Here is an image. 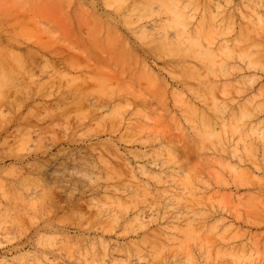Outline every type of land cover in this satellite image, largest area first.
I'll return each instance as SVG.
<instances>
[{
  "label": "rangeland",
  "instance_id": "rangeland-1",
  "mask_svg": "<svg viewBox=\"0 0 264 264\" xmlns=\"http://www.w3.org/2000/svg\"><path fill=\"white\" fill-rule=\"evenodd\" d=\"M160 1L0 0V264H264V0Z\"/></svg>",
  "mask_w": 264,
  "mask_h": 264
},
{
  "label": "bare ground",
  "instance_id": "bare-ground-1",
  "mask_svg": "<svg viewBox=\"0 0 264 264\" xmlns=\"http://www.w3.org/2000/svg\"><path fill=\"white\" fill-rule=\"evenodd\" d=\"M103 1H104V0H103ZM121 1H122V0H121ZM125 1H127V0H125ZM145 1H146V0H145ZM150 1H152V0H147V3L150 4V3H149ZM154 1H155V0H154ZM157 1H160V0H157ZM180 1H181V0H180ZM112 2H114V1H112ZM138 2H140V1H138ZM160 2H161V1H160ZM168 2H169V1H168ZM168 2H167V3H168ZM170 2H171V1H170ZM114 3H115V2H114ZM151 3H152V2H151ZM172 3H174V2L172 1ZM179 3H180V2H178L177 4H179ZM189 3H190V2H189ZM122 4H123V3H122ZM134 4H135V3H134ZM136 4H137V3H136ZM139 4H140V3H139ZM145 4H146V2H145ZM148 4H146L145 6H146V7H149ZM160 4H162V2H161ZM186 4H187V2H186ZM120 5H121V4H120ZM140 5H142V4H140ZM140 5H139V7H140ZM147 5H148V6H147ZM174 5H176V1H175V4H174ZM174 5H173V6H174ZM179 5H180V4H179ZM179 5H178V6H179ZM184 5H185V4H184ZM122 6H123V5H122ZM132 6H134V5H132ZM156 6H157V5H156ZM161 6L163 7V4H162ZM161 6H160V7H161ZM164 6H165V5H164ZM176 6H177V5H176ZM189 6H190V5H189ZM189 6H188V7H189ZM135 7H136V5H135ZM155 8H156V7H155ZM167 8H169V7H167ZM145 9H146V8H145ZM159 9H160V8H159ZM164 9H166V8L164 7ZM187 9H188V8H187ZM135 10H136V9H134L133 11H135ZM167 10H168V9H167ZM174 10H175V9H174ZM184 10H186V9H184ZM184 10H183V11H184ZM142 11H144V8H143ZM142 11H140V12H142ZM150 11H151V8H150V10L148 11V13H150ZM163 11H164V10H163ZM137 12H138V11H137ZM137 12H135V13H137ZM140 12H139V14H141ZM146 12H147V10H146ZM146 12H145V13H146ZM155 12H156V11H155ZM155 12H154V13H155ZM158 12H159V11H158ZM175 12H176V10H175ZM177 12H178V15L180 14V16L183 14L182 10L177 11ZM179 12H180V13H179ZM151 13H152V12H151ZM165 13H167V11H166ZM165 13H164V14H165ZM170 13H171V12H170ZM173 13H174V12H173ZM173 13H171V14H173ZM143 15H144V14H143ZM151 15H152V14H151ZM185 15L187 16L186 12H185ZM185 15H182V17H184ZM134 16H135V15H134ZM176 16H177V15H176ZM180 16H179V17H180ZM138 17H139V16H138ZM140 17H142V16H140ZM179 17H178V18H179ZM143 18H144V17H143ZM172 18H175V16H173ZM178 18H177V19H178ZM184 18H185V17H184ZM187 18L190 19V17H187ZM127 19H128V18H127ZM129 19H130V18H129ZM180 19H181V17H180ZM130 20H131V19H130ZM141 20H142V19H141ZM182 20H183V19H182ZM193 21H194V20H193ZM193 21H192V22H193ZM201 21H202V20H201ZM137 22H138V20H137ZM167 22H168V21H167ZM167 22H166V23H167ZM170 22H171V21H170ZM170 22H169V23H170ZM175 22H176V20H175ZM177 22L180 23L179 21H177ZM183 22H184V21H183ZM203 22H204V20H203ZM122 23H123V22H122ZM181 23H182V22H181ZM193 23H195V22H193ZM123 24H124V23H123ZM134 24H135V23H134ZM173 24L175 25V23H173ZM178 25L181 26L182 24H181V25L178 24ZM188 25H189V24H188ZM160 27H161V26H160ZM188 27H189V26H188ZM142 28H143V27H142ZM168 28H170V27L168 26ZM186 28H187V27H186ZM189 28H190V27H189ZM139 29H140V27H139ZM139 29H138V30H139ZM164 29H165V28H164ZM170 29H171V28H170ZM172 30L174 31V28H172ZM201 30H202V28H201ZM201 30H200V31H201ZM145 31H146V29H145ZM168 31H169V30H168ZM168 31H167V32H168ZM182 31H183V33L185 32V28H184V27H183V30H182ZM197 32H198V31H197ZM173 33H174V32H173ZM206 33H207V32H206ZM151 34H152V32H151ZM160 34H161V33H160ZM189 34H190V33H189ZM191 34H192V33H191ZM198 34H200V33L198 32ZM173 35H174V34H173ZM193 35H194V34H193ZM200 35H201V34H200ZM170 36H171V35H170ZM113 37H114V36H113ZM159 37H160V36H159ZM175 37H176V36H175ZM188 37L190 38V35H189ZM189 38L184 37V36H182L181 34H179L178 37H177V39L174 40V41H171V42H168V41H166V40H162V41H163L164 46H166V47H168V48H171V49H176V48H177V49H179V50H181V51H186V50L190 49L191 45H193V44L195 43V42H194L195 38H194V40H193L192 38H190V39H189ZM146 39H147V38H146ZM149 39H150V38H149ZM149 39H148V40H149ZM140 40H141V39H140ZM199 40H200V38H199ZM138 41H139V38H138ZM155 43H156V42H155ZM150 44H151V42H150ZM152 44H153V43H152ZM158 44H159V42H158ZM194 45H195V44H194ZM194 45H193V46H194ZM199 45H200V43H199ZM124 47H126V45H125ZM164 48H165V47H164ZM254 48H255V47H254ZM113 49H114V48H113ZM148 49H149V48H148ZM150 49H151V48H150ZM195 49H196V47H195ZM205 49H206V48H205ZM259 49H260V48H259ZM203 50H204V49H203ZM207 50H208V49H207ZM167 51H168V50H167ZM167 51L165 50L164 52L167 53ZM209 51H211V50H209ZM155 52H156V51H155ZM170 52H171V51H170ZM200 52H201V51H200ZM157 53H158V52H157ZM172 53H173V52H171V54H172ZM184 53H186V52H184ZM204 53H205V50H204ZM228 53H229V52H228ZM256 53H257V52H256ZM27 54H28V53H27ZM161 54H162V53H161ZM169 54H170V53H169ZM180 54H181V53H180ZM189 55H190V53H189ZM206 55H207V54H206ZM210 55H211V54H210ZM207 56H209V55H207ZM252 56H254V55H252ZM252 56H251V57H252ZM15 57H16V56H15ZM15 57H13V58H15ZM171 57H172V56H171ZM211 57H212V56H211ZM211 57L209 56L210 59H211ZM242 57H243V56H242ZM191 58H192V57H191ZM246 58H247V57H246ZM249 58H250V57H249ZM15 59H16V58H15ZM103 59H104V58H103ZM188 59H190V58H188ZM210 59H209V60H210ZM242 59H243V58H242ZM18 60H19V59H18ZM204 60H205L204 62L206 63V59H204ZM243 60H244V59H243ZM101 61H102V60H101ZM104 61H105V60H104ZM210 61H211V60H210ZM99 62H100V61H99ZM211 62H212V61H211ZM205 63H204V65H205ZM207 63H208V62H207ZM213 64H214V63H213ZM207 66L209 67V64H208ZM207 66H206V67H207ZM210 66H211V65H210ZM215 66H216V65H214V67H215ZM208 67H207V68H208ZM211 67H212V66H211ZM145 70H146V69H145ZM194 70H195V69H194ZM192 71H193V70H192ZM212 71H213V70H212ZM214 71H216V70H214ZM8 73H9V71H8ZM212 73H213V72H212ZM10 74H11V73H10ZM148 74H149V72H148ZM214 74H215V73H214ZM10 76H11V75H10ZM8 80H9V74H7V73L4 71V72L2 73V75H0V85L3 84V83H7V82L9 83L10 80H9V81H8ZM11 83H12V81H11ZM4 87H5V86H4ZM192 87H193V86H192ZM192 87H191V88H192ZM0 89H1V91L3 92L2 87H1ZM192 89H193V88H192ZM190 90H191V89H190ZM1 91H0V92H1ZM1 94H3V93H1ZM1 94H0V95H1ZM0 98H1V97H0ZM185 104L187 105V102H185ZM220 104H221V103H220ZM220 104H219V105H220ZM219 105H218V106H219ZM188 106H189V105H188ZM188 106H186V108H189ZM190 106H193V105L190 104ZM218 106H217V107H218ZM220 107H221V106H220ZM192 109H193V107H192ZM197 109H198V108H197ZM216 109H219V108H216V106H215V110H216ZM238 109H239V108H238ZM242 110H243V109H242ZM187 111H188V109H187ZM187 111H186V113H187ZM243 111H244V110H243ZM245 111H246V110H245ZM249 111H250V110H249ZM249 111H248V112H249ZM190 112H191V111H190ZM233 112H234V111H233ZM240 112H241V111H240ZM191 113H193V112H191ZM194 113H195V112H194ZM194 113L192 114V116H193L192 118H195V119H196V116H198V115L195 116V114H197V113H195V114H194ZM207 113H208V112H207ZM198 114H199V113H198ZM188 116H190V114H188ZM205 117H207V116L205 115ZM205 117H204V118H205ZM202 118H203V117H202ZM204 118H203V119H204ZM190 119H191V117H190ZM203 119H202V120H203ZM206 119H208V118H206ZM241 119H242V118H241ZM191 120H192V119H191ZM196 120H197V119H196ZM199 122H201V121H199ZM203 122H205V121H203ZM203 122H201V123H203ZM194 124H196V122H195ZM241 125H242V124H241ZM241 125H239V127H240ZM245 125H246V123H245ZM245 125H244V126H245ZM200 126H201V125H200ZM202 126H203V125H202ZM204 127H205V126H204ZM204 127H203V128H204ZM247 127H248V126H247ZM208 128H209V130H210L211 127L209 126ZM208 128L205 127L204 129H208ZM241 128H242V127H241ZM244 128H245V127H244ZM253 128H254V127H253ZM253 128H252V126H251V129L254 131V134L256 133V134L258 135V133L255 132V129H253ZM200 130H201V129H200ZM202 130H203V129H202ZM252 130H251V131H252ZM253 131H252V132H253ZM208 132H209V131H208ZM252 132H249V131H248V133H251V134H252ZM204 134H205V133H204ZM204 134H202V135H204ZM207 134L209 135V133H207ZM211 135H212V133H211ZM252 135H253V134H252ZM206 136H207V135H206ZM255 136H256V135H255ZM208 137H210V135H209ZM256 138H257V136H256ZM256 138H255V139H256ZM260 139H262V137H260ZM257 140H258V138H257ZM262 140H263V139H262ZM258 141H259V140H258ZM260 141H261V140H260ZM263 142H264V141H263ZM261 143H262V141H261ZM258 144H259V143H258ZM263 144H264V143H263ZM247 145H248V144H247ZM255 145H256V144H255ZM248 146H249V145H248ZM259 146H260V145H259ZM252 147H253V144H252ZM169 150H170V148H169ZM253 150H254V149H253ZM172 151H173V149H172ZM255 151H256V150H255ZM255 151H254V152H255ZM257 152H258V151H257ZM247 153L250 154L249 151H247ZM251 153H252V152H251ZM263 153H264V152H263ZM263 153H261V155H262ZM101 160H102V159H101ZM261 160H262V159H261ZM103 161H105V160H103ZM103 163H104V162H103ZM105 163H106V161H105ZM107 163H108V162H107ZM107 163H106V164H107ZM179 163H180V162H179ZM263 163H264V161H263ZM101 166H103V164H102ZM104 166H105V165H104ZM107 166H108V165H107ZM96 168H97V167H96ZM107 169H108V168H107ZM98 170H100V169H98ZM173 174H174V173H173ZM154 175H155V174H154ZM191 175H192V174H191ZM116 176H117V177H120V175H118V174H116ZM154 177H155V176H154ZM173 177H174V176H173ZM187 177H189V176H187ZM191 177H192V176H191ZM191 177H190V178H191ZM191 179H192V178H191ZM176 180L179 181V180H180V177H179V179H176ZM176 180H175V181H176ZM181 180H182V179H181ZM175 181H174V182H175ZM188 181H190V180H188ZM43 190H44V189H43ZM132 191H133V190H132ZM179 197H181V196H179ZM181 199H182V198H180V200H181ZM113 201H114V200H113ZM178 201H179V199H178ZM179 203H180V202H179ZM174 217H175V216H174ZM176 217H177V216H176ZM187 221H190V220H187ZM190 223H193V221H190ZM190 223H188V224H189V226L191 227V224H190ZM194 226H195V225H193V229H192V228H189L190 231H189L188 229H187V230H188L189 232H191V231L193 232V231H194ZM185 227H187V224H186V226H184V227L182 226V228L184 229V231L182 230V232H185V231H186V228H185ZM191 229H192V230H191ZM198 230H200V229H198ZM195 232L197 233L196 229H195ZM185 233H188V232L186 231ZM193 233H194V232H193ZM196 233H195V234H196ZM189 235H191V233H189ZM40 243H41V242H40ZM126 245H127V244H126ZM126 247H127V246H126ZM123 248H124V247H123ZM127 249H128V248H127Z\"/></svg>",
  "mask_w": 264,
  "mask_h": 264
}]
</instances>
